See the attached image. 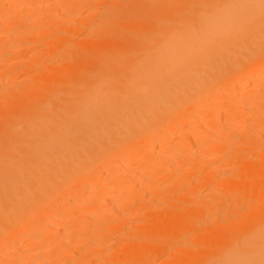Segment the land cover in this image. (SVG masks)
Returning a JSON list of instances; mask_svg holds the SVG:
<instances>
[{
  "label": "bare ground",
  "instance_id": "1",
  "mask_svg": "<svg viewBox=\"0 0 264 264\" xmlns=\"http://www.w3.org/2000/svg\"><path fill=\"white\" fill-rule=\"evenodd\" d=\"M57 1L46 16L0 20L10 34L0 39L49 36L52 49L35 52L34 78L0 93V264H264V0ZM83 7L105 14L72 41L90 27L93 13L74 18ZM68 39L76 45L52 56ZM186 123L192 135L168 140ZM165 140L179 163L155 150ZM135 152L131 174L120 162ZM159 181L164 209L135 221Z\"/></svg>",
  "mask_w": 264,
  "mask_h": 264
},
{
  "label": "rangeland",
  "instance_id": "2",
  "mask_svg": "<svg viewBox=\"0 0 264 264\" xmlns=\"http://www.w3.org/2000/svg\"><path fill=\"white\" fill-rule=\"evenodd\" d=\"M31 1V0H30ZM29 1V2H30ZM33 2H31L32 4H28L27 3V5H26V7H30L31 5L32 6H34V3L35 4H37L38 5V3H40V1L42 2V4L45 6V8H44V6H42V10H36V9H31V10H28V11H25V10H23V9H26V7H25V4H22V2H21V0H0V20L2 21V22H6L7 21V19L9 18L10 19V17H23V18H26V17H24L26 14L29 16V17H31V18H33V16H31L32 14L34 15V16H36V14L39 16V17H42V16H44V14H45V16L47 15V14H49L50 12H48V10H50L48 7H46V6H48L50 3H54L53 1L54 0H32ZM48 1H50V3L48 4L47 2ZM52 1V2H51ZM55 1H57V0H55ZM61 1V0H60ZM60 1H57V2H60ZM109 2H111V3H113L114 2V0H108ZM107 1V2H108ZM43 2H46V3H43ZM77 2H81L80 0H78ZM42 4H39V5H42ZM46 4V5H45ZM56 4H58V3H56ZM24 5V6H23ZM60 5H61V2H60ZM36 6V5H35ZM58 6H59V4H58ZM44 8V9H43ZM84 8H86V7H83L82 8V10L80 9V13H79V11H78V13H77V15H76V13H75V15H74V18L76 19V21H82L83 19H85V17H87L88 15H90V14H92V17L88 20V22H90V27H88L85 31H79L77 34H75L74 36H76V38H72V41H75L76 40V42H79L80 41V38H81V40H82V38L86 35V34H88L89 32H92L93 31V29H95V27L94 26H92V25H97L98 23L100 24V22H102V15H104L105 14V10H104V8H102V7H97L98 9H92V8H87V9H84ZM22 9V10H21ZM59 10H61V9H59ZM102 10H104V11H102ZM21 11H23V12H21ZM51 11V10H50ZM24 12L26 13V14H24ZM46 12H48V13H46ZM103 12H104V14H103ZM23 13V14H22ZM100 13H102V15L101 16H99V14ZM40 14V15H39ZM22 15H24V16H22ZM26 15V16H27ZM42 15V16H41ZM60 15H61V12H60ZM62 17H63V15H61ZM28 17V18H29ZM28 18H27V20L26 21H29L31 18H29V20H28ZM73 18V19H74ZM34 19V18H33ZM92 19V20H91ZM32 20V19H31ZM30 20V21H31ZM1 21H0V25L2 26H0V30L2 31L4 28H3V26H5V23H1ZM29 21V22H30ZM78 21V22H79ZM32 23H33V21H31ZM31 23V24H32ZM69 22H67L66 23V25H70V23L68 24ZM2 24H4V25H2ZM32 25H34V24H32ZM6 27V26H5ZM8 28V27H7ZM7 28H5L4 30H6V31H3V32H6V34H8L9 36H10V34H9V32L7 31L8 29ZM12 30V29H11ZM1 31H0V33H1ZM9 31H10V29H9ZM8 32V33H7ZM85 34V35H84ZM84 35V36H83ZM45 37V36H44ZM52 37V36H51ZM48 38H49V36L47 37V39H41V40H43L44 42H40V46H38L37 44L36 45H34V46H36V47H34L33 45L31 46V45H29L28 43H27V45H29V47L28 46H26V44L25 45H21L20 44V46H19V42H16V44H14L15 43V41L13 40V39H9L10 41H4V39L2 40V39H0V45L2 46L3 44L6 46H0V61L2 60V62H0L1 64H0V93H2L3 92V90H7V89H9V88H12V89H16V88H21V87H23V85H25V83L26 82H28V81H30L31 80V77H33L34 75H36V73H38L37 71V67L38 66H42L41 65V63L40 62H38L39 64H36L35 65V63H34V57H35V59H36V57H37V53L39 52V54L42 52L41 50L42 49H44L45 47L44 46H42L45 42H47V43H49L48 41H50V40H48ZM50 39H52V38H50ZM2 40V41H1ZM46 40H48V41H46ZM70 39H68V40H63V42H62V46H60L57 50H58V52L55 50L53 53H55L56 55H54L53 53V55L52 56H55V57H57V56H59L60 54H62V53H65L67 50L66 49H68L69 47H72V45L73 46H75L76 45V42L75 43H73ZM2 43V44H1ZM6 43V44H5ZM43 43V44H42ZM47 43H45V44H47ZM65 43V44H64ZM67 43V44H66ZM71 43V44H70ZM13 44V45H12ZM42 44V45H41ZM8 46V47H7ZM13 46V47H12ZM18 46V47H17ZM67 46V47H66ZM11 47V48H10ZM21 47V48H20ZM44 47V48H43ZM65 47H66V49H65ZM41 48V49H40ZM7 49V50H6ZM52 49H46V51H48V52H50ZM22 51V52H21ZM41 51V52H40ZM45 51V49L43 50V52H45V53H48V52H46ZM35 52H37V53H35ZM18 53H19V55H18ZM24 53V54H23ZM37 54V55H36ZM44 54V53H43ZM22 55V56H21ZM39 56H41V55H39ZM39 60H40V58H38ZM38 59H37V61H38ZM34 63V64H33ZM37 63V62H36ZM34 65V66H33ZM36 66V67H35ZM29 67V68H28ZM31 67V68H30ZM34 67V68H33ZM26 68V69H25ZM33 75V76H32ZM34 78V77H33ZM32 78V79H33ZM15 87V88H14ZM3 89V90H2ZM223 105H226V108L229 106V102L227 101L225 104H223ZM206 113H207V115L205 114L204 115V117H206V119L208 120H206L204 117L202 118L203 120H202V124H203V126H205V123H206V125H207V123H211L212 122V120H213V117H214V115L216 114V111L214 110V109H209L208 111H206ZM212 119V120H211ZM237 119V120H236ZM235 119V123H236V130H237V133H238V135H240V136H243L244 135V133H245V128H243V127H241L239 124H240V122L242 123V121L244 120L245 121V119H246V117H241V116H239V117H237ZM204 121H205V123H204ZM209 121H211V122H209ZM239 121V122H238ZM183 126H180V127H178V128H176V131L175 132H173L172 134H174L173 136L171 135L170 137V139H168V140H177V141H179L180 140V138L181 137H185V136H188V135H192L193 133H194V131L191 129V125L190 124H188V123H186L185 125L184 124H182ZM206 127V126H205ZM262 129L264 130V126L262 127ZM175 130V129H174ZM183 134H186V135H183ZM182 135V136H181ZM168 140H165V141H163L162 143H161V145L160 146H162V148L160 149V147L157 145V147H156V144H159V143H154L153 144V146H155V150L157 149V148H159V150H164V152L167 150V149H165V148H170V151H169V153L171 152V150H173V149H171L172 148V145L174 146L175 144L173 143V141L171 142V141H169L168 142ZM240 142V144H242L243 143V139H240L239 140ZM167 144H166V143ZM172 145H171V144ZM152 145H151V147H153ZM164 146V147H163ZM165 146H167V147H165ZM261 149H263V146H261ZM174 151V150H173ZM157 152H158V150H157ZM138 153V152H137ZM136 152L135 153H132V156L130 157L129 156V158L127 157L126 158V156L124 157L126 160H124L125 162H120L122 165H124V164H126V165H124V166H121V167H123V170H124V168L126 169V170H128V172H130L131 174L135 171V168H137L138 167V165L140 164V158H142V154H137ZM140 153V152H139ZM142 153V152H141ZM167 153H168V150H167ZM175 152H171L170 154H168L169 156H170V158H171V160L173 161V162H177V163H179V159H180V157H179V155L177 156V154L175 155L174 154ZM136 154V155H135ZM174 156H176L177 157V159H176V157H174ZM221 160H224V158H222ZM123 161V160H122ZM226 161V160H225ZM211 164V163H210ZM225 166L223 167V168H221V171L222 172H224V173H229L231 170H234L235 169V167H236V164H234V163H228V164H224ZM212 165H209V164H206L204 167H206V169H203V170H200V171H198V172H193V173H191L192 175H190L191 176V179L190 180H188V181H190V182H188V188H187V190L188 189H191V187H193V185H194V187L195 186H197L198 185V183H199V181L204 177V176H206L207 175V171L210 169L209 167H211ZM207 168H208V170H207ZM108 171H110L111 172V170H109L108 169ZM105 172H106V170H105ZM103 177H105V178H103V182H101L100 183V185L98 186V188L96 189V190H100V189H102V188H105V185L107 184V183H109L110 182V179L105 175L104 176V174H103ZM158 181V180H157ZM192 182V183H191ZM154 184V183H153ZM109 186H110V188H114L115 186H116V184L114 183V182H112L111 184H109ZM136 189H140V187H138L137 186V188ZM150 190H151V188H150ZM186 190V191H187ZM209 191V188L207 187V186H198V190H197V195L195 196L194 195V197H195V199H200L201 198V196H202V194H204V193H206V192H208ZM91 192H92V190H91ZM151 192H153L152 194H154V202L153 203H149L148 204V202H146L145 204V206L144 205H142V206H140L139 204H138V206H135L134 208L136 209V207H137V209L136 210H140L141 211V213H140V211H138V212H136V218H134L135 219V221H138V222H143V220L144 221H146L147 219H148V217L146 218V215H148V216H150L149 214H151L150 212H152L153 210H156V211H158L159 209H164V205H163V203H160V200L162 199V197L164 196V194H166L167 192H168V190L166 189V184L165 183H160V181L159 182H157L153 187H152V190H151ZM89 193H90V190H88V191H86V195L88 196L89 195ZM177 196V197H176ZM175 196V198L176 199H180L182 196H181V194H177ZM181 196V197H180ZM143 206L145 207V209H143ZM141 207H142V210H141ZM134 208H133V210H134ZM140 208V209H139ZM144 210V211H143ZM156 211H154V212H156ZM98 213V215L100 214V212L98 211L97 212ZM146 213H148V214H146ZM144 214V215H143ZM144 217H145V219H144ZM214 217V216H213ZM213 217H212V219H213ZM215 218V217H214ZM219 220V219H218ZM125 223V224H124ZM123 223V225L122 226H126L125 228V230L124 229H122V231L124 230V232H123V238H124V236L127 234L126 232L128 231V229L130 230L131 228H134V224L132 225L129 221H127V222H124ZM127 224V225H126ZM131 227V228H130ZM122 233V232H121ZM121 233H120V235L118 236V237H115L113 240H112V242H111V244H112V246H114V245H116V247L117 248H119V246L120 245H122L123 244V242H124V240L122 239V235H121ZM125 234V235H124ZM123 240V241H122ZM116 247H115V249H116ZM112 250H114V248L113 249H111V251ZM110 251V250H109ZM4 253H6V251L4 250L3 251ZM33 253H36V251H33ZM107 253V252H106ZM12 254H14V253H12ZM97 254V253H96ZM96 254H94L93 256H94V258L96 257ZM17 255V257H20L21 256V253H18V254H16ZM100 255V254H99ZM169 257H172V255H163V256H161V257H159V258H157V259H155L154 261H156V264H158V263H160V262H162V260H165V258H169ZM75 264H77V263H75ZM78 264H84V262H79ZM154 264H155V262H154Z\"/></svg>",
  "mask_w": 264,
  "mask_h": 264
}]
</instances>
